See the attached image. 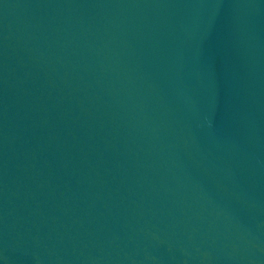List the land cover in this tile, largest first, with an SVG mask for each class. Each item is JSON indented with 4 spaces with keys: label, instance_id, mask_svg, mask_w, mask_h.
<instances>
[{
    "label": "water",
    "instance_id": "95a60500",
    "mask_svg": "<svg viewBox=\"0 0 264 264\" xmlns=\"http://www.w3.org/2000/svg\"><path fill=\"white\" fill-rule=\"evenodd\" d=\"M0 264H264V0H0Z\"/></svg>",
    "mask_w": 264,
    "mask_h": 264
}]
</instances>
